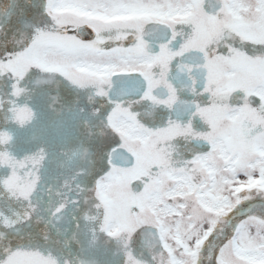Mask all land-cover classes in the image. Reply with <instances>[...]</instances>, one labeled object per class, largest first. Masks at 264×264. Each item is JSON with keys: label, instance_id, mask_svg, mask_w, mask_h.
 <instances>
[{"label": "snow or ice", "instance_id": "snow-or-ice-1", "mask_svg": "<svg viewBox=\"0 0 264 264\" xmlns=\"http://www.w3.org/2000/svg\"><path fill=\"white\" fill-rule=\"evenodd\" d=\"M0 264H264V0H0Z\"/></svg>", "mask_w": 264, "mask_h": 264}, {"label": "rangeland", "instance_id": "rangeland-1", "mask_svg": "<svg viewBox=\"0 0 264 264\" xmlns=\"http://www.w3.org/2000/svg\"><path fill=\"white\" fill-rule=\"evenodd\" d=\"M27 132H21V133H19V135L21 136V137H26L27 136ZM18 147L19 148H24V147H26V145H24L22 142H19L18 143Z\"/></svg>", "mask_w": 264, "mask_h": 264}]
</instances>
